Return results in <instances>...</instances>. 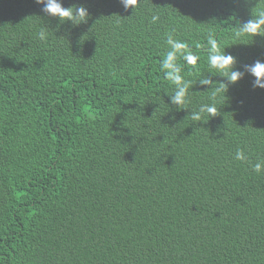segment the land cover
<instances>
[{
  "label": "trees",
  "instance_id": "1",
  "mask_svg": "<svg viewBox=\"0 0 264 264\" xmlns=\"http://www.w3.org/2000/svg\"><path fill=\"white\" fill-rule=\"evenodd\" d=\"M61 2L87 23L0 0V264H264V36H236L264 0ZM169 34L198 57L180 106ZM210 36L244 72L214 100Z\"/></svg>",
  "mask_w": 264,
  "mask_h": 264
},
{
  "label": "clouds",
  "instance_id": "2",
  "mask_svg": "<svg viewBox=\"0 0 264 264\" xmlns=\"http://www.w3.org/2000/svg\"><path fill=\"white\" fill-rule=\"evenodd\" d=\"M35 3L43 6L42 11L46 16L58 18L61 23L70 21L73 26L86 24L90 16L87 7L75 6L74 10L72 7L65 8L61 0H35ZM120 3L125 11L132 9L134 12L139 0H120ZM158 19V16L152 17L153 22ZM242 35L264 36V11L260 12L258 16H252L249 20L240 23L236 36L240 37ZM38 38L42 41L46 40L47 32L41 29L38 32ZM166 44L168 51L161 61V69L164 71L165 77L175 85L174 93L169 95L170 101L171 104L176 106L184 105L192 82L182 77L181 66L178 61L183 60L186 64L194 65L198 57L188 50L187 45L183 41L174 39L171 34L167 36ZM208 45L207 63L209 68L221 73L220 77L226 78L225 82H219L218 85L213 82L210 76L199 80L200 85L210 86V89H213L212 99L214 100L221 91L225 94L230 85L237 83L244 76V72L234 69L235 58L227 54L225 49L221 50L217 41L211 36L208 39ZM245 71L254 77L253 88L264 89V62L257 60L252 65H245ZM205 115L209 118L218 115L214 104L200 105L198 111L191 112V119L201 121ZM234 159L245 161V153L238 150L234 154ZM252 167L256 173L264 171V160L258 161Z\"/></svg>",
  "mask_w": 264,
  "mask_h": 264
}]
</instances>
